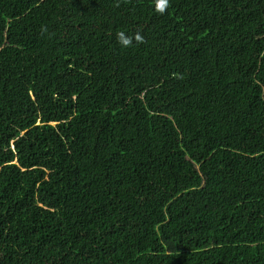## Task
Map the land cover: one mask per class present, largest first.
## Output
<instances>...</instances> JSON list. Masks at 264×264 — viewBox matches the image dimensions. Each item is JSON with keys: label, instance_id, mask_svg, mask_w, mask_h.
<instances>
[{"label": "trees", "instance_id": "16d2710c", "mask_svg": "<svg viewBox=\"0 0 264 264\" xmlns=\"http://www.w3.org/2000/svg\"><path fill=\"white\" fill-rule=\"evenodd\" d=\"M0 264H264V0H0Z\"/></svg>", "mask_w": 264, "mask_h": 264}, {"label": "clouds", "instance_id": "9594fccd", "mask_svg": "<svg viewBox=\"0 0 264 264\" xmlns=\"http://www.w3.org/2000/svg\"><path fill=\"white\" fill-rule=\"evenodd\" d=\"M121 38H122L121 42L124 46H128L131 43V41L129 39L123 38V34H121Z\"/></svg>", "mask_w": 264, "mask_h": 264}]
</instances>
